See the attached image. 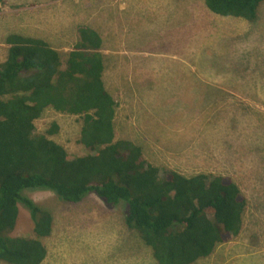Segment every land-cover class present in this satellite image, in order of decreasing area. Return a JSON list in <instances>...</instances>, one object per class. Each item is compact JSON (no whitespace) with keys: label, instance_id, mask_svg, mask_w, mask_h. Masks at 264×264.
Wrapping results in <instances>:
<instances>
[{"label":"rangeland","instance_id":"374dc122","mask_svg":"<svg viewBox=\"0 0 264 264\" xmlns=\"http://www.w3.org/2000/svg\"><path fill=\"white\" fill-rule=\"evenodd\" d=\"M104 1L7 0L0 8V63L10 34L54 46L63 33L75 35L78 25L117 28L123 34L115 36L125 40L107 35L104 51L113 53L108 84L122 70L129 74L127 66L149 68L142 95L144 85L136 90L125 80L117 82H124L122 90H111L119 104L117 138L141 144L162 174L205 172L236 181L250 199L243 235L198 264H264V5L249 23L212 13L205 0ZM100 8L106 16L97 19ZM114 50L127 56L115 60ZM133 100L138 106L126 105ZM53 122L61 131L51 139L70 157L87 154L77 143L79 118L49 110L37 121L38 132ZM25 194L54 216V232L42 240L49 252L44 264H156L140 236L126 229L121 208L94 195L68 204L50 191ZM17 225L16 236H33L24 208Z\"/></svg>","mask_w":264,"mask_h":264},{"label":"trees","instance_id":"16d2710c","mask_svg":"<svg viewBox=\"0 0 264 264\" xmlns=\"http://www.w3.org/2000/svg\"><path fill=\"white\" fill-rule=\"evenodd\" d=\"M6 4L0 0V8ZM205 4L218 16L254 23L264 0ZM77 28V41L67 53L35 37L5 38L8 51L0 63V262L44 264L48 259L42 240L52 236L54 216L27 191H50L68 204L94 195L109 208H121L126 229L140 236L156 264H198L241 238L250 199L236 181L205 172L162 174L141 144L117 138L118 103L105 84L109 60L104 41L87 25ZM49 110L81 120L77 143L86 155L70 157L51 139L60 134L57 122L38 132L37 121ZM21 208L30 214L32 237L15 235Z\"/></svg>","mask_w":264,"mask_h":264},{"label":"crops","instance_id":"0c3cea01","mask_svg":"<svg viewBox=\"0 0 264 264\" xmlns=\"http://www.w3.org/2000/svg\"><path fill=\"white\" fill-rule=\"evenodd\" d=\"M105 2H107V0H105L104 1V3ZM108 3L109 4H113V0H108ZM115 5V4H114ZM116 6V5H115ZM117 7V6H116ZM104 8H100L99 9V12H97L96 14H94L93 15V17H95V18H97V19H99V18H102V17H104V16H106V14L102 11ZM106 21H107V19H106ZM94 24L95 23H91V24H87V26L88 27H91L92 29H94L95 31H97L100 35H101V37H102V39H103V41H104V45H103V52H104V54H105V60H106V58L108 59V60H113V53L112 54H107L105 51H104V48H105V46L107 45V35H109L110 37H116L118 40H121V41H123V40H125V39H119L117 36H115V35H118V36H120V35H122L123 33H120L119 31H118V29L117 28H113V30L112 29H109V32H106V31H104L103 29H101V27H99V26H94ZM81 26V25H80ZM79 25L77 26V27H80ZM110 28H112L113 27V23H110V26H109ZM77 32H78V28H77V30L75 31V35H70L69 33V36L68 37H66V36H64V33L60 36V37H58L55 41V43H54V46H53V48H55L56 50H58L59 52H61V53H67V52H69L70 50H71V48H72V45L75 43V41H77ZM127 35V34H126ZM65 37V38H64ZM39 39V38H38ZM113 41V40H112ZM50 44V43H49ZM114 54H115V56H116V58H114L115 60L117 59V60H120V59H118V58H122V57H126V56H123V55H120L116 50H114ZM120 65V62L119 63H115V65L113 66V64H111V66H110V68H109V70H113V68H115L116 66H119ZM126 68H130L131 69V72L129 73V74H127V73H125V71L124 70H122L121 71V73H120V76L118 77V79H117V81H115L114 83H113V77H112V82L110 83V84H108V81H107V76H106V74L108 73V69H106V71H105V73H104V78H105V84H106V87H107V89L109 90V88H110V92H112L111 90H113V92L115 93V92H117V91H120V90H122V83H124V82H121L120 84H118L117 82H119V81H123V80H125V84L128 86V87H135L136 88V90H139V86L140 85H144L145 87H142L141 88V90H139L140 91V93H141V95L143 94V92H144V90L146 91V90H148L149 88H147L146 87V85H147V80L144 78V74L145 73H147L148 72V69L149 68H144V67H140V68H133V67H131V66H127ZM109 86V88H108V86ZM126 87V86H125ZM114 96V98L115 99H117V97H116V95H113ZM134 102L132 103V104H129V101H127L126 102V105H137L138 106V103L135 101V100H133ZM119 106V105H118ZM143 106V105H142ZM134 107H136V106H134ZM144 107V106H143ZM117 110H118V107H117ZM116 116H117V113H116ZM118 121H119V119H118V117H116V120H115V129H116V132H117V124H118ZM125 125V124H124Z\"/></svg>","mask_w":264,"mask_h":264},{"label":"bare ground","instance_id":"6f19581e","mask_svg":"<svg viewBox=\"0 0 264 264\" xmlns=\"http://www.w3.org/2000/svg\"><path fill=\"white\" fill-rule=\"evenodd\" d=\"M49 5V4H48ZM57 5H58V3H57ZM60 9V8H59ZM53 11V10H52ZM28 18V17H27ZM39 24V23H38ZM35 27V26H34ZM36 31V30H35ZM156 31V30H155ZM38 33V32H37ZM51 33V32H50ZM36 36H38V35H36ZM39 38V37H38ZM65 38V37H64ZM50 39V38H49ZM50 50V49H49ZM113 52V51H112ZM88 54V53H87ZM127 56V55H126ZM129 59V58H128ZM59 73V72H58ZM239 81V80H238ZM230 89V88H229ZM253 101V100H252ZM254 103V102H253ZM119 105V104H118ZM264 105V104H263ZM222 109V108H221ZM223 110V109H222ZM228 110V109H227ZM232 111V110H231ZM245 132V131H244ZM89 165V164H88ZM170 176V175H169ZM226 179V178H225ZM107 181V180H106ZM237 183V182H236ZM55 184V183H54ZM158 217V216H157ZM159 219H160V217H159ZM247 223V222H246ZM146 237V236H145ZM148 240V239H147Z\"/></svg>","mask_w":264,"mask_h":264}]
</instances>
